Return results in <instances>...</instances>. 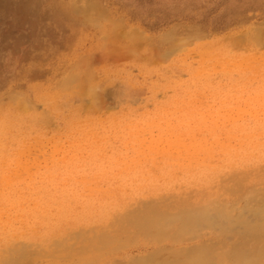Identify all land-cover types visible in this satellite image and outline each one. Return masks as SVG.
<instances>
[{
	"label": "rangeland",
	"instance_id": "obj_1",
	"mask_svg": "<svg viewBox=\"0 0 264 264\" xmlns=\"http://www.w3.org/2000/svg\"><path fill=\"white\" fill-rule=\"evenodd\" d=\"M84 14L90 18L87 20ZM114 27L118 29V36L112 32ZM133 29L138 30H134L133 34ZM128 32L131 38L140 35L146 40L150 39L148 41L153 44L147 46L142 43L139 47L142 41L126 38ZM257 32L261 35L256 36L259 35ZM238 35L242 36L239 41ZM123 36L124 39H121ZM117 37L120 40L115 42L113 38ZM181 39L184 42H180ZM243 39L247 41L242 42ZM104 43L111 47H104ZM257 44H261V49ZM236 47L238 50H248L244 53L236 49L237 52ZM263 47L264 0H0V120L6 116L9 122L7 132L4 136L0 135V249L10 244L9 253H19L9 264H27L28 260L30 264H190L191 259L200 257L199 251L219 252L216 242L204 235L208 229L205 230L206 222L200 219L215 217V212L196 211L194 215H191V211L184 212L192 223L190 220V228L181 231L176 229L179 223L171 213L165 212L149 219L138 215L135 208L154 205L161 200L169 201L186 193L197 195L202 191L198 185H182L180 180L197 183L199 177L204 179L213 168L223 165L226 156L224 147H238L239 135L245 134L244 131L237 134L238 137H229L226 134L228 131L235 133L242 126L251 130L255 123L263 126ZM172 52L174 55L170 54ZM127 53H131V56ZM253 53L258 54L257 57L255 55L254 58ZM203 56L208 58L204 59ZM243 57L249 58L245 61ZM155 60L159 61L158 65ZM244 63H248L245 65L247 67H244ZM66 75H70V80L62 86L61 78ZM71 75H77L74 76L76 79ZM82 85L87 89L85 92L94 94L97 92L92 91L89 85L96 87V98L94 94L93 99L90 93L84 94V89L80 90ZM51 93L57 95L52 105L43 99L44 95ZM94 99H98V103ZM23 100L31 109L27 105L28 110L21 113L19 102ZM22 116L30 117L27 119L31 121L20 122ZM15 123L22 126L18 128ZM170 123L175 127L172 128ZM198 129L204 141L198 135ZM203 129H207L206 133ZM166 131H169L168 134ZM159 133L163 135L160 137ZM181 133L182 138H178ZM164 138L170 141H164ZM142 139L150 143L145 144ZM256 139L262 142L264 135L259 134ZM188 141L201 144L206 141L207 144L203 143V146L213 144L215 147L205 148L198 143V148L193 146L196 142L192 145ZM171 142L179 147L188 142L186 148L185 144L180 148L181 153H178L181 156L175 152L179 147ZM170 144L174 145L171 149L168 147ZM148 146H151V150ZM164 149L166 152H163ZM210 153L218 154L217 159L215 154L205 156ZM145 154L152 157L145 158ZM150 161L156 162L155 166ZM198 161L203 163L198 164ZM30 162L34 168L28 167ZM162 167L173 172L179 184L173 185L174 190L165 195L140 196L138 205L126 202L127 210L116 212V219L127 230L125 234H107L103 231L81 233L69 229L74 227L66 226V240L59 243L73 251L66 260L52 258L48 255L51 252L37 245V241L51 233L47 234V230L55 233L53 231L56 229L53 230L52 226L59 224L61 217L72 219L81 215V198L89 197L90 192L98 191L105 202L110 200L111 194L127 199L133 186L134 180L130 178L133 171L137 170L140 175H156ZM27 168L32 173H28ZM47 169L49 172H46ZM246 171L253 173L250 168ZM27 173L31 175L27 176ZM233 174V171L225 172L213 177L212 188H217ZM156 181L158 184L163 182L162 179ZM123 184H126L125 193ZM183 186H187L186 189ZM67 191L69 194L65 193ZM62 196H66L65 200L72 207L77 202L71 209L73 216H66L68 209L66 203L62 202ZM245 204L255 207L260 202L247 199L240 205ZM254 218L251 213L235 211L225 220L230 228L226 235L237 237L238 231H247L243 228L239 230L236 220L249 221ZM147 219L149 223L164 221L167 225L172 224L171 231L166 235L161 231L147 233L148 228L145 230L143 226ZM71 222L68 220L67 223ZM96 234L102 237L100 240H115L117 247L106 257L89 263L79 257L82 254L81 242ZM116 235L120 237L116 239ZM247 241L252 242L251 248L253 237ZM44 250L48 254L45 255ZM11 255L15 256L14 253ZM206 259L209 261L212 258Z\"/></svg>",
	"mask_w": 264,
	"mask_h": 264
},
{
	"label": "bare ground",
	"instance_id": "obj_2",
	"mask_svg": "<svg viewBox=\"0 0 264 264\" xmlns=\"http://www.w3.org/2000/svg\"><path fill=\"white\" fill-rule=\"evenodd\" d=\"M74 3H72L73 5ZM75 7V6H74ZM79 9H77L78 11ZM80 11V10H79ZM73 13V11H72ZM82 13V12H81ZM83 14V13H82ZM76 15V14H75ZM76 16H79L76 15ZM84 16H86L84 14ZM83 17V16H82ZM81 19V17H79ZM84 18V17H83ZM87 18V16H86ZM90 18V17H88ZM87 18V20H88ZM85 19V18H84ZM94 19V18H93ZM123 19V18H122ZM91 20V19H90ZM97 22V21H96ZM95 23V22H94ZM125 25V24H124ZM175 26V25H174ZM177 27V26H176ZM180 27V26H179ZM118 28V27H117ZM120 28V27H119ZM123 28V26H122ZM198 28V27H197ZM114 30H112V32L114 31L113 34H117L118 36V33H116V27L112 28ZM260 29V28H259ZM134 30H138V29H133V32L132 30L130 31V34L132 35V33L134 34ZM198 30V29H197ZM252 30V28L250 29ZM121 31V29H120ZM135 31V34L137 33ZM171 31V29H170ZM178 31V29H177ZM253 31V30H252ZM111 32V33H112ZM132 32V33H131ZM183 32V31H182ZM187 32V30H186ZM250 32V31H249ZM178 33V32H177ZM243 33V32H242ZM253 33V32H252ZM126 34H129L126 33ZM125 34V35H126ZM127 35L126 38H131V35ZM139 34V33H138ZM141 34V33H140ZM183 34V33H182ZM184 34H186L184 32ZM192 34V33H191ZM197 34V33H196ZM199 34V32H198ZM202 34V33H200ZM199 34V35H200ZM244 35H246L245 33H243ZM256 34H259L258 32ZM261 34H263V30L261 31ZM261 34L259 35H256V36H260ZM121 36V34H119ZM124 35V34H122ZM170 35V33H169ZM168 35V36H169ZM176 35V34H175ZM174 35V36H175ZM181 35V33H180ZM189 35V34H188ZM187 35V37H188ZM242 35V34H240ZM238 35V37L240 36ZM243 35V36H244ZM247 35L248 32H247ZM129 36V37H128ZM139 36V37H138ZM137 38L135 37V35H133L132 38H134L135 40H140L142 41L141 43H139V47L140 44L142 45V43H145L144 45H147L149 46L148 44H153V42L151 41H148L150 39H145V38H142L140 35H138ZM173 36V35H172ZM177 36V35H176ZM182 36V35H181ZM203 36V35H201ZM205 36V35H204ZM255 36V35H254ZM122 37V36H121ZM125 36H123V38L121 39H124ZM178 37V36H177ZM237 37V38H238ZM242 36L239 37L238 41L241 39ZM247 37V36H246ZM252 37V36H251ZM106 38V37H105ZM103 38V39H105ZM131 40H134L132 39ZM174 38V37H173ZM231 38V37H230ZM253 38V37H252ZM251 38V39H252ZM256 38V37H255ZM120 40L119 37L117 38H113V40H115V42ZM227 39V38H226ZM236 39V37H235ZM247 39V38H246ZM182 40V39H181ZM243 39L242 42H245L247 40ZM254 40V39H252ZM256 40V39H255ZM262 40V39H260ZM180 41V40H179ZM180 42H184V40L180 41ZM224 41V40H223ZM237 41V43H238ZM258 41V40H257ZM214 42V41H213ZM121 43V42H120ZM174 43V42H173ZM258 43V42H257ZM263 43V42H262ZM107 44V43H106ZM162 44V43H161ZM174 44H177V43H174ZM201 44V43H200ZM217 44V43H216ZM259 44V43H258ZM257 44V45H258ZM110 45V44H109ZM218 45V44H217ZM261 45V44H260ZM260 45L259 48L261 47ZM263 45V44H262ZM104 47H111V46H108V44L105 46V43L103 45ZM114 46V45H113ZM138 46V45H137ZM151 46V45H150ZM154 46V45H152ZM189 46V45H187ZM186 46V47H187ZM246 47V45H245ZM184 50H185V47H183ZM233 48V47H232ZM239 48H242L239 47ZM51 49V48H50ZM56 49V48H55ZM130 49V48H128ZM221 49V47H220ZM234 49V48H233ZM232 49V50H233ZM238 50V47L235 48V50ZM245 50L241 49L243 52L247 51L248 49L247 48H244ZM247 49V50H246ZM261 49V48H260ZM264 49V47L262 48ZM131 50V49H130ZM155 50V49H154ZM178 50V48H177ZM183 50V49H182ZM206 50V49H204ZM236 50V51H237ZM241 50H238V51H241ZM237 51V52H238ZM52 52V51H51ZM123 52H127V51H123ZM131 53L133 52L130 51ZM174 53H176L175 51H173ZM172 52V53H173ZM178 52H180V49L178 50ZM244 52V53H245ZM130 53V54H131ZM170 53L171 55H174V53L172 54ZM229 53V52H228ZM231 53H233V51H231ZM256 53V52H254ZM253 53V54H254ZM48 54V53H47ZM123 54V53H122ZM129 53H127L126 55H129L131 56ZM154 54V52H153ZM200 54V53H199ZM112 55V54H110ZM125 55V54H124ZM198 55V54H197ZM255 55L254 54V58H255ZM258 55V54H257ZM256 55V57H257ZM260 55V54H259ZM155 56V55H154ZM230 56V55H229ZM141 57H143L141 55ZM252 59L251 60H255V59ZM114 58V57H113ZM144 58V57H143ZM204 58V56H203ZM202 58V60H203ZM206 58V56H205ZM204 58V59H205ZM208 58V57H207ZM206 58V59H207ZM249 58V57H248ZM248 58H244L243 59L246 61ZM251 58V57H250ZM262 58V57H261ZM116 59V58H115ZM145 59V58H144ZM158 60H160L159 58H156ZM226 59V58H225ZM241 59V60H243ZM260 59V58H259ZM82 59H80L81 61ZM158 60H155L157 65L159 63ZM257 60V59H256ZM86 61V60H85ZM148 61V60H147ZM145 61V62H147ZM154 60H152V64ZM158 61V62H157ZM162 61V60H161ZM160 61V62H161ZM228 61V60H226ZM244 61V62H245ZM252 61V62H253ZM259 61V60H258ZM264 61V60H263ZM144 62V63H145ZM213 62V61H212ZM240 63H242L243 61H239ZM251 62V63H252ZM35 63V62H34ZM79 62H77L78 64ZM216 63H218L216 61ZM256 63V62H255ZM76 64V63H75ZM149 64L148 63V67H149ZM234 64H236L234 62ZM254 64V63H252ZM83 65H84V62H83ZM208 65V64H207ZM219 65V64H218ZM232 63L229 65L231 67ZM245 65H248V63H244V67H247ZM29 66V65H28ZM33 66V65H32ZM215 66V65H214ZM221 66H222V63H221ZM227 66V68L229 67ZM241 66V65H240ZM79 67V66H78ZM207 67V66H205ZM220 68V66H218ZM239 67V66H238ZM74 68V67H73ZM225 68V67H224ZM242 68V67H241ZM240 68V69H241ZM250 68V67H249ZM248 68V69H249ZM30 69V68H29ZM215 69V68H213ZM247 69V68H246ZM225 70V69H224ZM30 71V70H29ZM80 71V70H79ZM214 71V70H213ZM28 72V71H27ZM91 73V71H90ZM93 73V72H92ZM91 73V74H92ZM230 73V72H229ZM198 74V73H196ZM225 74H227V69H226V72ZM79 75V74H78ZM168 75V74H167ZM170 75V74H169ZM168 77H171L169 76ZM173 75V74H172ZM74 76H77V75H71V77L73 78ZM71 78V79H72ZM76 79V77H74ZM73 78V79H74ZM72 79V80H73ZM74 79V80H75ZM215 79V78H214ZM217 79V77H216ZM215 79V80H216ZM61 82H60V85L62 86H65L68 84L69 80H70V75H66L64 78L62 77L61 78ZM89 80V79H88ZM244 80V79H243ZM56 81V80H55ZM204 81V80H203ZM75 82V81H74ZM73 82V83H74ZM94 82V81H93ZM85 85V84H84ZM83 86V85H82ZM86 86H88L86 84ZM81 87V86H80ZM225 87V86H224ZM89 88L95 90V92H97V94H94L91 90L92 93H90L89 91L88 92H85V90L87 91V89H85V87L83 86L80 90H83V92H85L84 94H87V93H90L91 95V99L93 94L95 97V95H98V91L96 89V87H90L89 85ZM219 88V87H218ZM188 89V88H187ZM225 90V88H223ZM89 90V89H88ZM221 90V89H220ZM82 92V93H83ZM226 92V91H224ZM18 93V92H17ZM227 93V92H226ZM237 93V92H236ZM15 94V93H14ZM81 94V93H80ZM182 94V93H180ZM83 95V94H81ZM228 95V94H226ZM18 96V95H17ZM56 94L54 93H51V94H46L43 96V99L45 100L46 103H50L51 105L53 104V101L55 100L56 98ZM215 96V95H214ZM16 96H14V99L16 100L15 98ZM23 97V95H22ZM99 97V96H98ZM96 98V97H95ZM206 98V97H205ZM215 99V97H213ZM19 99V98H18ZM204 99V98H203ZM217 99V98H216ZM223 99V98H222ZM11 100H12V97H11ZM15 100H12V101H15ZM90 100V99H89ZM94 100H97L96 103H98V99H94ZM93 100V102H94ZM201 100V99H200ZM22 102V101H21ZM19 102L21 105V109H20V112L21 113H24L28 110V106L29 104L28 103H25V100H23V106H22V103ZM206 102V101H205ZM225 102V101H224ZM174 103V102H173ZM202 103V102H201ZM223 103V102H222ZM221 103V104H222ZM255 103V102H254ZM11 104V103H10ZM91 104V103H90ZM100 104V103H99ZM28 105V106H27ZM205 105V104H204ZM98 106V105H97ZM221 106V105H220ZM11 107V106H10ZM206 107V106H205ZM242 108V107H241ZM30 106H29V110H30ZM113 109V108H112ZM166 109V108H165ZM241 110V109H240ZM263 110V109H262ZM57 111H60V110H57ZM64 111V110H63ZM210 111V110H209ZM220 111V110H219ZM242 111V110H241ZM92 112V111H91ZM133 112V111H132ZM201 112V111H199ZM217 111H215V114ZM220 114V113H219ZM242 114V113H241ZM239 114V115H241ZM203 115V114H202ZM211 115V114H209ZM247 115V114H246ZM253 115V114H252ZM36 116V115H35ZM38 116V115H37ZM115 117V116H114ZM203 117V116H202ZM251 117V115H250ZM253 117V116H252ZM27 118H30V117H20V122H29L31 120H28ZM163 118V117H162ZM165 118V117H164ZM218 118V117H216ZM17 119V118H16ZM101 119V118H100ZM159 119V118H158ZM203 119H206L205 117ZM214 119V118H213ZM239 119V117H238ZM35 120V119H34ZM154 120V119H153ZM202 120V119H201ZM50 123H51V120H49ZM115 121V120H114ZM173 121V120H172ZM239 121V120H238ZM168 122L169 121V118H168ZM188 123L190 121H187ZM186 122V123H187ZM53 123V122H52ZM51 123V124H52ZM90 123V122H89ZM131 123V122H130ZM172 123V122H171ZM170 123V124H171ZM177 123V122H176ZM215 123V122H214ZM50 124V125H51ZM120 124V123H119ZM126 124V123H125ZM150 124V122L148 123ZM165 124V123H164ZM167 124V123H166ZM169 124V123H168ZM180 124V123H179ZM260 123H255L254 126L252 127L251 130H247L246 128L247 127H239L238 130H236L235 133H232V132H227V136L229 137H232V136H237V134H241V133H244L245 131V134H241L239 135V141H240V145L238 147H231L230 145L229 146H226L224 147L225 148V153H226V156H225V161L223 163V165H221L219 168H213L211 170V174L207 177H204V179H202L203 177H199V180L196 181L197 183H190V182H186L185 180H180L181 184L182 185H186V183H189V184H196L199 186V190H202L200 193H197V195H190V194H184L182 196H178V197H175V198H172L171 200L169 201H160L154 205H145L144 207H141V206H138L136 207V213L138 215H144L145 217L149 218V219H154L156 218L158 215L162 214V213H171V215H174L175 216V221H177L179 223V228H176V229H179L181 231H186L190 228V225H189V221L191 220V223H192V219L185 215L184 212H188V211H191V215H194V212L196 211H204V212H210V213H214L215 212V217H212L209 216V217H201L200 219H203L204 221L202 222H206V229H208V232L205 233L204 235L205 236H208L210 238V240L216 242V246H219V252H209L208 250H205L203 252L199 251L198 252V255L200 256L199 258H193L191 259L190 261V264H263L264 263V204H262L261 202H264V169H262V167H264V140L262 142L260 141H257L256 137L259 135V134H262L264 135V124L263 126L261 127L259 125ZM15 125L20 128L22 125H19L17 123H15ZM155 125V124H154ZM159 125V124H158ZM172 125V124H171ZM171 125H168V126H171ZM174 125V124H173ZM172 125V128L175 127ZM216 125V124H215ZM52 126V125H51ZM116 126V125H115ZM118 126V125H117ZM122 126V125H121ZM166 126V125H165ZM40 127V126H39ZM54 128H56L55 126H53ZM127 127V126H125ZM177 127V126H176ZM199 127V126H198ZM205 127V126H204ZM203 127V128H204ZM228 128V126H225ZM9 128V122L5 117H2V120H0V135L1 136H4V133L7 132ZM99 128V127H98ZM114 128V127H113ZM116 128V127H115ZM114 128V129H115ZM136 128V127H135ZM163 128V127H161ZM168 128V127H167ZM170 128V127H169ZM206 128V127H205ZM100 129V128H99ZM147 129V128H146ZM145 129V130H146ZM149 129V128H148ZM165 129V127H164ZM163 129V130H164ZM199 129H201L199 127ZM198 129V130H199ZM214 129V128H213ZM138 130H140V128H138ZM142 130V129H141ZM166 130V129H165ZM168 130V129H167ZM204 130V129H203ZM202 130V131H203ZM207 130V129H205ZM204 130V132L206 133V131ZM95 131V130H94ZM93 131V132H94ZM144 131V130H143ZM200 131V134L198 133V135L200 136L201 135V130ZM167 134L169 131H166ZM203 132V133H204ZM263 132V133H261ZM223 133H225L223 131ZM160 134V133H159ZM172 134V133H171ZM191 135H193L192 133H190ZM211 134V133H210ZM99 135V134H97ZM144 135V134H143ZM146 135V134H145ZM144 135V136H145ZM163 135V134H162ZM160 134V137L162 136ZM174 135V134H173ZM182 133L180 134V137L178 136V138H182L181 137ZM255 135H257L255 137ZM172 137V135H170ZM175 136V135H174ZM198 136V137H199ZM204 136V135H203ZM206 136V135H205ZM223 136V134L221 135ZM146 137V136H145ZM166 137V136H165ZM194 137V136H193ZM197 137V138H198ZM202 139L204 137H202V135L200 136ZM199 137V138H200ZM255 137V138H254ZM71 137H69V140H70ZM105 138V137H104ZM168 138V137H166ZM166 138H164L163 140L164 141H168ZM189 138V136H188ZM192 138V137H191ZM226 138V136L224 137V139ZM138 139V138H137ZM149 139V138H148ZM159 139H162V138H159ZM175 139V138H174ZM206 139V137H205ZM228 139V138H227ZM144 139H142V142H143ZM150 140V139H149ZM208 140V138H207ZM215 140V139H214ZM229 140V139H228ZM50 141V140H49ZM59 141V140H58ZM108 141V140H106ZM104 141V142H106ZM159 141V140H158ZM170 141V140H169ZM180 141V139L178 140ZM201 141V140H200ZM204 141V139L202 140ZM150 143V141H148ZM147 142V143H148ZM163 141L160 140L159 143H162ZM173 142V140H172ZM171 142V143H172ZM189 142V141H188ZM187 142V143H188ZM196 142V141H194ZM189 142L188 144H194ZM209 142H211V140L209 139ZM208 142V143H209ZM214 142V141H213ZM219 142V141H218ZM145 143V142H143ZM145 143V144H147ZM165 143V142H163ZM170 143V142H168ZM181 143V142H180ZM178 142V144H180ZM187 143L185 144V148L187 147ZM200 143V142H198ZM197 142L193 145V146H196V144H198ZM203 143H206L207 142H203ZM203 143L199 144L200 146L202 145L203 146ZM220 143V142H219ZM219 143H217L219 145ZM221 143H223L222 145H224V142L221 141ZM228 143V142H226ZM59 144V143H57ZM116 144V143H115ZM174 144V143H172ZM168 145V147H172L174 145H177L174 144V145ZM183 143L181 144V146L178 147L179 148H176L175 152L176 153H181L180 152V148H183L184 145ZM229 144V143H228ZM41 145V144H40ZM45 145V144H44ZM151 145V144H149ZM191 145V146H192ZM213 146V144H210ZM205 146V148H214L215 146ZM215 145V144H214ZM217 145V146H218ZM221 144L219 145L220 147L222 146ZM141 146V145H140ZM152 146V145H151ZM151 146H148L149 150ZM198 146V145H197ZM196 146V147H197ZM167 147V148H168ZM195 147V148H196ZM166 148V149H167ZM194 148V147H193ZM199 148V146H198ZM33 149V148H32ZM103 149V148H102ZM166 149L163 150V152L165 151L166 152ZM171 149V148H170ZM173 149V148H172ZM220 149V148H219ZM223 149V148H222ZM41 150V149H40ZM174 150V149H173ZM196 150V149H195ZM201 150V148H200ZM23 151V150H22ZM21 151V152H22ZM39 151V150H38ZM73 150L71 149V152ZM109 151V150H107ZM172 151V150H171ZM104 152V151H103ZM155 152V151H153ZM170 152V151H169ZM199 152V150H198ZM202 152V151H201ZM220 152H222L220 150ZM18 153V152H17ZM65 153V152H64ZM109 153V152H107ZM178 153V154H179ZM183 153V151H182ZM188 153V152H187ZM187 153H185L187 155ZM16 154V153H15ZM63 154V153H62ZM184 154V155H185ZM191 154V153H190ZM195 154L197 155V151H195ZM209 154V153H208ZM205 155V156H212L214 155L213 153H210L211 155ZM64 155V154H63ZM62 155V156H63ZM131 155V154H130ZM171 155V153H170ZM169 155V156H170ZM185 155V156H186ZM189 155V154H188ZM194 155V154H193ZM216 155V154H215ZM164 156V155H163ZM173 156V155H171ZM170 156V157H171ZM178 156H181L180 154ZM199 156V155H198ZM220 156V155H219ZM65 157V156H63ZM146 157H152L151 156H148L145 154V158ZM158 157V156H157ZM174 157V156H173ZM184 157V156H182ZM200 157V156H199ZM199 157H196L197 159H199ZM214 157V156H213ZM217 159L218 157V154L215 156ZM144 158V157H143ZM178 158V157H177ZM194 158V157H193ZM192 158V159H193ZM201 158H203L201 156ZM200 158V159H201ZM27 159V158H26ZM48 159V158H47ZM54 159V158H53ZM60 159V158H58ZM61 159H64V158H61ZM151 158H148V160H150ZM190 159V162L191 160ZM49 160H51V158H49ZM56 160V159H54ZM180 160V158H178V161ZM195 160V158H194ZM32 161V160H31ZM47 161V160H46ZM153 161H156V159H154ZM175 161V160H174ZM196 161V160H195ZM218 161V160H217ZM24 162V161H23ZM48 162V161H47ZM55 162V161H54ZM139 162V161H138ZM152 162V161H150ZM181 162V161H180ZM179 162V163H180ZM184 162V160H183ZM193 162V161H192ZM199 162V163H198ZM197 163L200 164V163H203L201 161H198ZM213 162V161H212ZM26 163V162H25ZM141 163V162H140ZM149 163V162H148ZM154 163V166H155V163L156 162H152ZM174 163V162H173ZM178 163V162H177ZM178 163V164H179ZM185 163V162H184ZM183 163V164H184ZM208 163V162H207ZM216 163V162H215ZM131 164V163H130ZM206 164V163H205ZM158 165V164H157ZM185 165V164H184ZM190 165V164H189ZM213 165V164H212ZM22 166V165H21ZM24 166V165H23ZM26 166V165H25ZM148 166V165H147ZM151 166V164H150ZM154 166H152V168H154ZM180 166V165H179ZM178 166V167H179ZM192 166V165H191ZM27 167V166H26ZM28 167H32L31 165V162H30V166ZM46 167V166H45ZM149 167V166H148ZM2 168V167H1ZM13 168V167H12ZM18 168V167H17ZM34 168V167H32ZM38 168V166L35 168V171L36 169ZM125 168V166L123 167ZM122 168V169H123ZM135 168V167H134ZM175 168V167H174ZM250 168V169H253V173L252 174H248L247 173V169ZM29 170V168H27ZM132 169V168H131ZM130 169V170H131ZM233 169V170H231ZM34 171V169H32ZM150 171L153 170V169H149ZM155 170V169H154ZM14 170H12L13 172ZM128 171V170H127ZM234 172L233 175H231V177L226 180V181H223V183H221L217 188H212V178L213 177H218L220 176L222 173H225V172ZM23 172V171H22ZM28 173H32V171H27ZM46 172H49V169L46 170ZM15 173V172H14ZM21 173V172H20ZM19 173V174H20ZM27 173V176L28 175H31V174H28ZM121 173V172H120ZM178 173V172H177ZM15 174H18V173H15ZM25 174V173H24ZM23 173L20 174V175H24ZM180 174V173H178ZM19 175V176H20ZM131 179H133V186L132 188L130 189L129 191V196L128 198H119V195H114V194H111V198L110 200L106 201L101 197L102 194L101 193H97L98 191H95V192H90L89 194V197L83 199L81 198L82 200V203H81V215H79L78 217H73L72 219L71 218H68L66 217L65 219L61 217V220L60 222L58 221L59 224L55 225V226H52L53 227V230L56 229V231H53L55 233H52L51 230H47V234L50 233L47 237L37 241V245H40L41 248L45 249L47 252H51V253H47L45 250V255L48 254L50 256H52V258H57L58 260H60L61 258L66 260L68 258H70L73 254V251L71 252V249H67V247H63V246H60L59 243L60 242H63L66 240V237L68 235V231H66V226H70V227H74V228H69L70 230H76L78 232H81V233H90L92 231H94L95 233H98L97 231H103V232H107V234H117V233H126L127 230H124L122 224L119 222V220H117L116 218H118V216L116 215V212L118 211H122V210H127L126 207V202H134V206L135 205H138L137 201L139 200V197H148V196H161V195H165L167 194L169 191L171 190H174V186H176V184H179L175 178H177L173 172L169 171V169L165 168V167H162L160 168L159 170V173H156L153 174V175H140L137 170L136 171H133V175L130 177ZM162 179L163 182L161 184H158V181L156 180H159V179ZM63 179H65L63 177ZM92 179V178H91ZM202 179V180H201ZM78 180V179H77ZM84 180V179H83ZM82 179H80V181H83ZM93 180V179H92ZM9 182V180L7 181ZM97 183V182H96ZM123 187H124V193L126 192V184H123ZM186 187L187 186H183ZM89 189H91V186H88ZM181 187L178 188V190H180ZM98 189V188H96ZM104 189V188H103ZM108 189V188H106ZM5 190V189H4ZM99 190H100V187H99ZM6 191V190H5ZM8 191V190H7ZM94 191V190H93ZM3 192V191H2ZM12 193V191H11ZM15 193V191H14ZM66 194H69V192H65ZM97 193V194H96ZM5 194V193H4ZM64 195V193H63ZM65 197L66 196H62V199H63V203L65 202L66 203V206H67V209H68V212L66 214V216H73L72 212H71V209L77 204V202H75L73 204V207L69 205V203L65 200ZM107 197V196H106ZM124 197V196H123ZM109 199V198H108ZM247 199H250V201H256V202H260L259 205L257 206H253L252 205H243L241 206L240 204L242 203V201H245ZM4 200V199H3ZM75 200V198H74ZM76 201V200H75ZM11 203V201L9 202V204ZM31 203V202H30ZM35 205V204H34ZM40 207V206H39ZM11 209V208H10ZM66 210V208H65ZM185 210V211H184ZM236 211H244L246 213H251L253 216H255V218L253 220H249V221H246V220H236L237 222V226L238 229L240 230V228H243L247 231L245 232H241L238 231L237 234L235 236L237 237H229L226 235V233H229V229L228 227L226 226V219L228 217H230L231 214H233L234 212ZM123 212H126V211H123ZM197 214V213H196ZM223 214V215H222ZM239 214V213H238ZM237 214V215H238ZM12 216V215H11ZM20 217V216H19ZM227 217V218H226ZM232 217V216H231ZM234 217V216H233ZM17 218V217H15ZM22 218V217H21ZM134 218H136V215L134 216ZM43 219V218H42ZM147 219L145 222L146 224L143 225L145 230L148 228V232L147 233H153V232H163L162 234L163 235H166L168 234V232H170L171 230H169L172 226V224L170 225H167L166 223L167 222H164V221H161V222H156L154 223V221L152 223H149L150 220ZM233 219V218H232ZM250 219V218H249ZM68 220H71L72 222L71 223H67ZM255 220V221H254ZM10 221V220H9ZM176 222V223H177ZM232 222V221H231ZM174 224V223H173ZM175 225V224H174ZM173 225V226H174ZM242 225V226H240ZM250 225H252L250 227ZM142 226V227H143ZM194 226H197L196 224ZM216 226V227H215ZM27 227V226H26ZM24 228V227H23ZM150 228H153L150 230ZM160 228V229H159ZM35 229V228H34ZM120 229H123V230H120ZM250 229V231H248ZM153 230H156V231H153ZM242 230V229H241ZM191 230H189L190 232ZM188 232V233H189ZM232 232V231H231ZM23 233V232H22ZM176 234V233H175ZM173 234L172 237L175 235ZM219 234V235H218ZM244 236H243V235ZM202 235V234H201ZM246 235L248 237H246ZM100 236V235H99ZM97 236L94 235L93 237L91 236L90 238H88L86 241L84 242H81L82 246L80 248V245L78 244V249L80 248V253H82L81 255H79V257L81 259H84L85 261L89 262V263H93V262H97L100 258H103V257H106L107 255H109L114 248H116V242L115 240H100L102 239V237L100 236ZM120 236L119 235H116L115 238L118 239ZM164 237V236H163ZM171 237V238H172ZM188 237V236H187ZM253 237V245L251 246L250 248V243L252 244V242H248L247 239ZM113 238V237H112ZM142 238V237H141ZM159 238V237H158ZM166 237H164V240H165ZM175 238V237H173ZM192 238V237H191ZM154 239V238H153ZM162 239V238H161ZM185 239V238H184ZM160 241V239H158ZM163 240V241H164ZM232 241V243H228V241ZM149 241V240H147ZM166 241V240H165ZM174 242H179V241H175ZM119 243V242H118ZM138 243V242H137ZM149 243V242H148ZM172 243V242H171ZM170 243V244H171ZM173 244V243H172ZM178 244V243H177ZM144 245V244H143ZM136 246V245H135ZM149 246V245H148ZM249 246V247H248ZM11 245L10 244H7L4 246L3 249H0V264H9L11 259L18 256L19 253H17L16 251H10V248ZM146 247V246H145ZM248 247V248H247ZM142 248V247H141ZM151 248V247H150ZM154 248V247H153ZM215 249V248H214ZM213 249V250H214ZM75 250V248L73 249ZM184 250V249H183ZM210 249V251H213ZM15 254V256L11 255V254ZM164 253H167V252H164ZM162 253V254H164ZM178 253V252H177ZM36 254V252H35ZM76 254V253H75ZM161 256V255H160ZM159 256V257H160ZM197 256V255H196ZM32 257V255L30 256ZM158 257V258H159ZM173 257V256H172ZM178 257V256H177ZM179 257L181 258V256L179 255ZM211 257L212 259L211 260H207L206 258H209ZM168 257H166L167 259ZM170 258V257H169ZM174 258V257H173ZM30 259V258H29ZM157 259V258H156ZM214 259V260H213ZM153 260V259H152ZM30 261L28 260V263L27 264H30L29 263ZM185 264V263H184Z\"/></svg>",
	"mask_w": 264,
	"mask_h": 264
}]
</instances>
